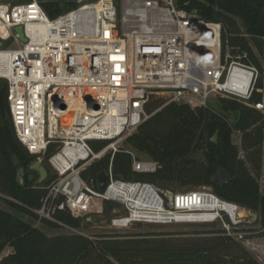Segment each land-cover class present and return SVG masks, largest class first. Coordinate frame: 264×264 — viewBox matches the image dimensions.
Wrapping results in <instances>:
<instances>
[{
	"label": "built area",
	"instance_id": "2783aa9c",
	"mask_svg": "<svg viewBox=\"0 0 264 264\" xmlns=\"http://www.w3.org/2000/svg\"><path fill=\"white\" fill-rule=\"evenodd\" d=\"M77 4L50 17L36 0L0 3V79L8 83L11 121L24 149L46 162L53 176L43 206L35 210L40 220H55L58 210L88 218L103 212L104 204L95 208L101 201L124 208L112 218V229L177 224L194 214H211L227 235L246 240L238 229L247 217L240 204L206 188L163 192L149 181L119 178L113 158L119 151L129 153L137 173L160 167L125 148L127 138L158 111L147 110L153 95L165 98L162 107L177 102L212 109L211 97L230 98L264 114L263 98L250 103L259 68L237 59L233 48L224 51L222 23L180 7L179 0ZM102 141L107 144L96 149L93 143ZM107 154L112 158L101 191L83 172Z\"/></svg>",
	"mask_w": 264,
	"mask_h": 264
},
{
	"label": "trees",
	"instance_id": "16d2710c",
	"mask_svg": "<svg viewBox=\"0 0 264 264\" xmlns=\"http://www.w3.org/2000/svg\"><path fill=\"white\" fill-rule=\"evenodd\" d=\"M76 5L72 0L42 2L50 17ZM179 5L187 10L196 9L205 20L222 23L224 51L228 47L236 49L237 59L259 68L261 75L250 103L261 101L264 7L253 0H179ZM236 18L241 19L245 32ZM7 95V81H0V197L13 209L0 207V254L7 246L13 248L12 253L0 259V264H261L245 246L223 231L198 238H185L184 232H146L98 239L82 234L48 236L23 215L39 218L35 210L43 206L46 187L53 176L47 167L48 179L42 183H37V178L30 180L35 157L28 154L16 137ZM152 97L156 99H150L147 110L158 111L126 143L159 162L160 167L154 173L134 172L132 156L119 151L113 158L115 175L154 184L177 181L184 186L208 185L223 199L259 211L264 228V187L260 183L264 167V114L230 98H219L221 111L215 112L177 102L162 107L165 98ZM230 111L237 114L235 123L228 117ZM236 131L242 133L240 146L232 142ZM93 144L100 149L107 141ZM197 151L204 153L205 162L192 157ZM241 151L245 157H241ZM52 152L50 149L47 157ZM111 158L107 154L90 165L83 177L96 184L98 174L108 170ZM220 170L230 173L231 179L219 185L211 177ZM20 171L24 173L25 185L17 181ZM107 203L111 207L112 203ZM54 218L42 221L54 228L89 224L88 218L62 210L56 211Z\"/></svg>",
	"mask_w": 264,
	"mask_h": 264
},
{
	"label": "rangeland",
	"instance_id": "374dc122",
	"mask_svg": "<svg viewBox=\"0 0 264 264\" xmlns=\"http://www.w3.org/2000/svg\"><path fill=\"white\" fill-rule=\"evenodd\" d=\"M32 0H0V3H8V4H18V3H26L30 2ZM42 5V2H55L59 0H36ZM73 2L77 3V0H72ZM78 5V4H77ZM76 5V6H77ZM66 9L65 11H67ZM64 11V12H65ZM238 21L241 31L245 32V27L241 21V19L236 18ZM254 46V45H253ZM258 53V52H257ZM259 55V53H258ZM263 67H264V56L260 57ZM0 81L5 82L6 80L0 79ZM263 94L264 99V75H263V88L260 90ZM157 96V95H155ZM156 99L151 97V100ZM210 107L215 112H220V106L218 104V101L215 97H211L209 100ZM230 121L232 123H235L237 120V114L230 111L227 113ZM241 139H242V133L239 131H236L232 135V142L238 146L241 145ZM125 148H131L129 144H125ZM192 157L197 159L198 161L205 162L206 157L202 151H197L194 154H192ZM241 157H245V154L243 151H241ZM38 161L37 158H35L36 162ZM33 162V163H34ZM32 163V164H33ZM31 164V165H32ZM46 168L50 167L47 165L46 162L42 163ZM51 170V169H50ZM32 174L34 179L37 178L36 182L38 183V180L40 178L39 173L36 170H32ZM23 172L20 171L19 174H22ZM24 174V173H23ZM50 174H52L50 172ZM45 181V180H44ZM260 183L262 187H264V167H263V173L260 179ZM163 192H174V193H188L191 191L196 190H202L206 188L207 190H210L215 193L212 187L205 185L201 187H195V186H184L180 184L177 181H172L164 184H156ZM0 196H2L0 194ZM104 204V210L102 213H96L93 212L89 214L88 221L89 224H86L83 222L81 227L79 228H71L68 226H62L59 228H54L45 223L44 221L40 220V218H33L30 215H23V218L25 220H29L33 223L35 227H38L43 232H45L48 236H57V235H65V234H82L85 236L92 237L94 239H98L99 236H128V235H134L139 233H146V232H184L186 233L185 238H198L200 236H214L215 232L223 231L224 232V226L222 222L215 219L214 216H192L189 219H186L182 222H179L177 224H168V225H157V224H140V225H134L128 229L124 230H116L110 228L109 224L112 220V218L116 216L123 215L125 213L124 208L116 203H112L111 207L109 206L107 202H99L98 205L95 207L96 209H101ZM0 207L7 210V211H13V209L10 207V205L4 201L2 197H0ZM247 215L245 223H243L238 229L241 231L246 232L247 239L243 240L241 243L247 250L261 263L264 264V228L261 225V214L257 210L253 209H247L246 210ZM250 213H253L252 216ZM256 218V219H255ZM85 219V218H83ZM201 232H207L205 234H199ZM237 241V240H236ZM13 252V248L10 246H7L0 254V259L4 256H7L8 254Z\"/></svg>",
	"mask_w": 264,
	"mask_h": 264
},
{
	"label": "water",
	"instance_id": "95a60500",
	"mask_svg": "<svg viewBox=\"0 0 264 264\" xmlns=\"http://www.w3.org/2000/svg\"><path fill=\"white\" fill-rule=\"evenodd\" d=\"M255 1L258 5L264 7V0H253ZM17 31L21 34V38L22 40H26L25 37H24V34H23V28L20 26L17 28ZM234 54L237 53V50L236 49H233L232 50ZM14 162L16 163L17 162V158H14ZM32 170H36L39 175H40V178L38 180V183H42L44 180H46L47 176H48V170L47 168L41 163V161H36L34 162L31 167H30ZM107 170H103L101 171L98 176H97V185H98V189L99 190H104L105 187H106V184H107ZM30 180H32L34 177L33 175H30L29 176ZM231 179V174L228 173L227 171L225 170H220L219 172H217L216 174H214L212 177H211V181L216 183V184H223L227 181H229ZM17 181L20 185H25L26 181H25V177H24V174H19L18 175V178H17ZM137 225H140V224H137Z\"/></svg>",
	"mask_w": 264,
	"mask_h": 264
},
{
	"label": "bare ground",
	"instance_id": "6f19581e",
	"mask_svg": "<svg viewBox=\"0 0 264 264\" xmlns=\"http://www.w3.org/2000/svg\"><path fill=\"white\" fill-rule=\"evenodd\" d=\"M1 69H2V67L0 66V75H1ZM192 196H193V194H192ZM192 200H193V198H192ZM192 216H213V215H211V214H194V215H192Z\"/></svg>",
	"mask_w": 264,
	"mask_h": 264
}]
</instances>
